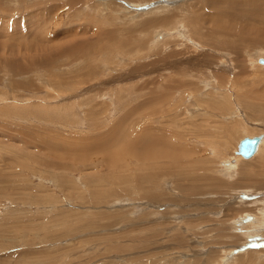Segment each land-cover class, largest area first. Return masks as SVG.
<instances>
[{
  "label": "rangeland",
  "instance_id": "rangeland-1",
  "mask_svg": "<svg viewBox=\"0 0 264 264\" xmlns=\"http://www.w3.org/2000/svg\"><path fill=\"white\" fill-rule=\"evenodd\" d=\"M259 57L264 0H0V264H264Z\"/></svg>",
  "mask_w": 264,
  "mask_h": 264
},
{
  "label": "water",
  "instance_id": "water-1",
  "mask_svg": "<svg viewBox=\"0 0 264 264\" xmlns=\"http://www.w3.org/2000/svg\"><path fill=\"white\" fill-rule=\"evenodd\" d=\"M258 62L264 64V59L259 58ZM260 136L254 137H244L237 144V154L241 155L244 158H249L256 151L257 145L259 143Z\"/></svg>",
  "mask_w": 264,
  "mask_h": 264
},
{
  "label": "bare ground",
  "instance_id": "bare-ground-1",
  "mask_svg": "<svg viewBox=\"0 0 264 264\" xmlns=\"http://www.w3.org/2000/svg\"><path fill=\"white\" fill-rule=\"evenodd\" d=\"M156 29V28H155ZM260 58V57H259ZM258 60V59H257ZM254 136H260V139H259V143H258V145H257V148H256V151L253 153V155L254 154H257L263 147H264V135H261V134H259V135H254ZM254 136H249V137H254ZM244 138V137H243ZM240 141V140H239ZM236 149H237V146H236ZM252 155V156H253ZM141 156H143L142 154H141ZM251 156V157H252ZM241 155H239V154H237L236 152H235V155H234V159L232 160V161H238V160H241ZM251 157H249V158H244V157H242L243 159H250ZM229 162V161H228ZM239 162V161H238ZM230 165V166H229ZM228 165V169L227 170H232L233 169V171H234V169H235V163L233 162L232 164L230 163ZM234 167V168H233ZM232 171V172H233ZM230 174V173H229ZM244 192V191H243ZM262 216V215H261ZM248 218H251V216H248ZM251 223H253V222H255V224H257V225H259L260 224V226H261V224L262 223H264V217L262 218V217H260V216H256L255 214H254V217H252L251 219ZM244 221V220H243ZM244 229V228H243ZM255 229H257V228H255ZM245 231V230H244ZM254 231V230H253ZM252 232V231H251Z\"/></svg>",
  "mask_w": 264,
  "mask_h": 264
}]
</instances>
